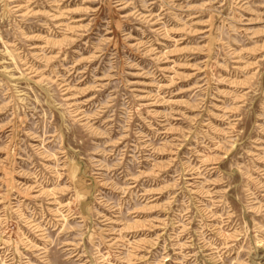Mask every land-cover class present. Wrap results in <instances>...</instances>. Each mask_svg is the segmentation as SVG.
I'll use <instances>...</instances> for the list:
<instances>
[{
  "label": "rangeland",
  "instance_id": "rangeland-1",
  "mask_svg": "<svg viewBox=\"0 0 264 264\" xmlns=\"http://www.w3.org/2000/svg\"><path fill=\"white\" fill-rule=\"evenodd\" d=\"M0 264H264V0H0Z\"/></svg>",
  "mask_w": 264,
  "mask_h": 264
},
{
  "label": "bare ground",
  "instance_id": "bare-ground-1",
  "mask_svg": "<svg viewBox=\"0 0 264 264\" xmlns=\"http://www.w3.org/2000/svg\"><path fill=\"white\" fill-rule=\"evenodd\" d=\"M70 29V28H69Z\"/></svg>",
  "mask_w": 264,
  "mask_h": 264
}]
</instances>
